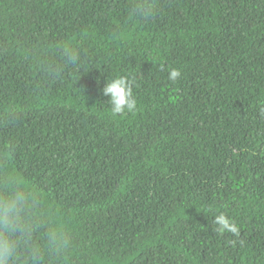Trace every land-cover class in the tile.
<instances>
[{"label": "trees", "instance_id": "16d2710c", "mask_svg": "<svg viewBox=\"0 0 264 264\" xmlns=\"http://www.w3.org/2000/svg\"><path fill=\"white\" fill-rule=\"evenodd\" d=\"M116 76L132 113L102 94ZM12 181L41 250L17 264H264V0H0ZM220 213L238 235L213 230Z\"/></svg>", "mask_w": 264, "mask_h": 264}, {"label": "clouds", "instance_id": "9594fccd", "mask_svg": "<svg viewBox=\"0 0 264 264\" xmlns=\"http://www.w3.org/2000/svg\"><path fill=\"white\" fill-rule=\"evenodd\" d=\"M67 54L70 60L78 58V53L70 49ZM180 76L179 70L172 69L168 79L175 82ZM102 94L108 97L113 114L132 113L137 108L131 81L126 76L108 79ZM33 200V194L27 186L14 181L0 191V264H17L16 258L22 245L26 246V253L31 260L35 261L41 256L40 248L31 243V234L36 228L35 221L29 215ZM213 224V230L219 234L239 233L238 225L224 213L215 215ZM48 244L53 251H61L67 246V239L58 225L50 227Z\"/></svg>", "mask_w": 264, "mask_h": 264}]
</instances>
